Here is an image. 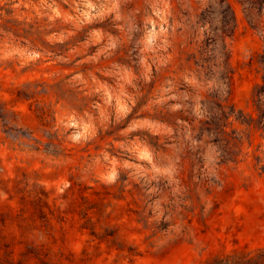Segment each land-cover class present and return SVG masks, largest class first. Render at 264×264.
<instances>
[{
  "label": "clouds",
  "instance_id": "clouds-1",
  "mask_svg": "<svg viewBox=\"0 0 264 264\" xmlns=\"http://www.w3.org/2000/svg\"><path fill=\"white\" fill-rule=\"evenodd\" d=\"M206 6L207 0H0V69L12 70L14 86L47 92L44 136L21 138V155L43 161L47 171L72 168L97 186L126 176L129 187L139 186L149 232L168 225L153 238L158 246L187 226L185 209L196 197L211 207L204 182L222 171L215 137L202 129L210 118L206 98L227 93L219 80L223 57L213 66L200 56L206 40L216 38L221 48L213 30L219 19H200ZM235 15L250 25L254 41L264 38V11L252 17L238 7ZM57 84L63 96L51 91ZM8 127L13 134L22 125ZM258 143L254 154L264 165V141ZM54 187L60 196L70 182L62 178Z\"/></svg>",
  "mask_w": 264,
  "mask_h": 264
},
{
  "label": "rangeland",
  "instance_id": "rangeland-1",
  "mask_svg": "<svg viewBox=\"0 0 264 264\" xmlns=\"http://www.w3.org/2000/svg\"><path fill=\"white\" fill-rule=\"evenodd\" d=\"M245 1L226 0L235 27L232 34L219 38L221 48L216 47L215 54L223 59L228 54L232 73L230 81L219 76L227 84V93L223 97L217 93L245 119H257L256 101L260 93L264 97V38L254 41L250 25L241 24L235 13L244 7L255 17L264 6L259 0H250L256 5L246 8ZM216 2L207 0L203 11L211 9V22L219 19L221 25ZM242 49L248 50L247 58ZM51 91L64 94L59 84ZM46 97L43 88L36 92L14 86L12 70L0 69V264H203L234 251L264 249V165L254 154L260 150L258 142L264 141L262 130H249L230 118L226 130L240 139L231 144L237 156L218 166L222 169L219 179L204 182L211 207L196 197L192 207L185 209L187 226L173 240L158 246L153 238L168 225L162 223L156 232H149L139 186L129 187L126 176L117 185L97 186L83 182L72 168L47 171L43 161L21 155V138L44 136L49 116ZM9 122L22 127L10 134ZM115 131L111 129L105 136ZM253 144L254 152H247ZM50 145L49 139L46 153ZM191 164L189 160L188 166ZM62 178L70 187L54 196V186Z\"/></svg>",
  "mask_w": 264,
  "mask_h": 264
},
{
  "label": "trees",
  "instance_id": "trees-1",
  "mask_svg": "<svg viewBox=\"0 0 264 264\" xmlns=\"http://www.w3.org/2000/svg\"><path fill=\"white\" fill-rule=\"evenodd\" d=\"M258 2L261 7L264 6V0H259ZM246 8H253L256 5V1L247 0ZM217 7L220 9V20L221 25L219 27V38L225 35L226 33L232 34L235 27V19L233 13L230 10V7L227 5L226 0H217L215 3ZM212 11L207 8L202 11L200 19L202 21L211 22ZM214 32H217L216 29H213ZM207 47H202L201 50V60L204 64H211L214 61L215 66L217 55L215 54L216 48V38H212L211 40H207ZM209 49L211 53H209ZM207 53V55H206ZM229 56L226 53L223 62V71L220 73V77L227 78L230 81L231 70L229 67ZM220 65V66H221ZM211 73V69H209L206 75ZM263 93L258 95V99L256 101V111H257V119L250 117L249 119H245L242 116V112H235V108L232 105H229L227 100H221L218 96V93L215 92L213 94V99L211 101H207L206 105L208 107V112L210 114L209 121L202 125V129H206L209 135L215 137L214 143L218 146V149L221 153L220 164H225L229 161H235V157L237 154L232 150L231 144L234 143L237 137L232 136L233 132H228L226 129L231 122H229L230 118H234V120L238 121L240 124L246 126L249 130H262L264 132V97ZM264 138V135H263ZM240 140V139H239ZM264 171V167H262ZM203 264H264V249H259L254 252H246V251H234L232 253H228L225 255L215 256L206 260Z\"/></svg>",
  "mask_w": 264,
  "mask_h": 264
}]
</instances>
